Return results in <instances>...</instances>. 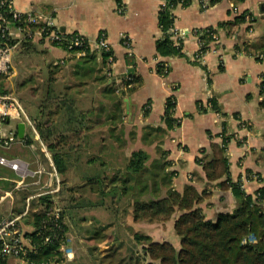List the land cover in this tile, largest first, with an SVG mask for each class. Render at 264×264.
<instances>
[{
  "label": "crops",
  "instance_id": "obj_1",
  "mask_svg": "<svg viewBox=\"0 0 264 264\" xmlns=\"http://www.w3.org/2000/svg\"><path fill=\"white\" fill-rule=\"evenodd\" d=\"M12 1L19 12L32 11L52 17L64 34L79 32L94 43L105 33L113 47L112 68L117 76L107 77L108 83L113 81L116 89V92L108 91L107 80H100L106 75V65L98 52H92L96 53V60L85 62L83 55L69 53L48 42L33 41L36 49L33 53L22 52V44L17 48L23 56L50 53L59 64L66 60L62 66L75 74L89 72L82 78L74 75L72 79L63 78L64 86L59 87V91L55 86L52 89L73 99L76 113H82L91 123L70 125L66 123V106L58 114L54 113V105L46 108L47 116L43 121L49 126L59 123V131L68 135L58 146L66 164L63 172L55 168L52 154L40 134H31V143L19 137L9 147L0 143V148L5 150L0 154L23 162L22 172L0 165V195L13 192L12 197L0 198V221L24 214L31 203L34 211L40 210L43 206L39 197L50 195L53 204L48 211L59 210L67 227L66 241L61 247L64 261L60 264H90L89 258L96 252L104 260L101 264H116L112 256L109 260V251L120 248L125 239H134L136 255L135 233L128 228L136 229L139 234L145 231L143 235L147 234L154 241H169L179 249L180 237L174 225L182 213L177 211L167 222H135L134 199L127 200L126 195L121 197L125 199L123 202H118L117 197L112 201L101 199L110 196L119 175L137 177L138 182L132 189L134 197H139L140 201L164 198L170 190L184 193L188 187H193L205 194L198 207L206 219L215 220L221 213H233L238 202L231 189L224 190L216 185L217 181L207 178L198 159L211 160L214 145L228 137L226 155L231 177L240 180L248 194L264 186V105H261L264 57L258 60L255 55L236 48L245 42L253 46L264 43V0H192L188 6H176L173 9L175 27L185 32V56H163L157 50V41L162 37L159 11L164 0ZM244 12L256 18L251 25L253 33L249 31L248 22L233 27L225 25ZM207 27L216 29L218 41L196 60L199 44L192 31ZM11 30L16 33L13 26ZM122 33L131 40V56L123 45ZM159 62L170 65L168 75L162 77L157 72ZM13 70V76H18L14 66ZM130 75L140 78V85L126 92L124 103L119 105L118 95L128 91L125 85ZM55 82L60 80L55 79ZM171 96L176 99L173 117L179 124L169 129L165 109ZM212 98L218 100L224 115L212 109L200 110V105L208 107ZM20 122L18 117L5 120L4 134L18 135ZM26 135H30L29 130ZM53 139L51 142H55ZM139 150L147 152L149 159L138 173L128 163L132 153ZM99 164L109 166L104 175ZM254 175H258L257 180ZM100 185L104 188H99ZM25 216L20 225L25 242L30 246L25 233L35 228ZM8 262L20 264L14 257Z\"/></svg>",
  "mask_w": 264,
  "mask_h": 264
},
{
  "label": "trees",
  "instance_id": "obj_2",
  "mask_svg": "<svg viewBox=\"0 0 264 264\" xmlns=\"http://www.w3.org/2000/svg\"><path fill=\"white\" fill-rule=\"evenodd\" d=\"M191 1L164 0V3L160 6L159 26L162 30V37L157 41V50L161 55L185 56V37L174 38V32L172 31L175 27L173 9L178 5L188 6L191 4ZM216 1L218 0H211V2ZM0 13L5 14L8 20L12 21V14L8 11V8L0 6ZM247 15L254 17L252 13L244 12L237 15L233 21H229L225 25L233 27L245 23L247 22ZM255 20L256 18L254 17L251 23H249L250 27ZM223 25L224 23L221 24V26ZM215 32L216 29L213 27L198 29V33L202 34L201 37L204 41L201 49L202 52L206 53L212 46H215L216 41L213 38ZM12 42L14 43V41ZM236 48L239 51L255 55L258 60H262L264 57V43L253 46L245 42ZM20 49L25 53H33L36 51L35 45L32 42L22 43ZM110 54L112 53L104 52L102 54L104 64H106ZM96 57V53L88 51L86 55L82 56V59L85 62H90L96 60ZM165 63L159 62L157 65V72L164 76L168 75L170 71L169 67V71L165 74L163 73ZM57 67L59 65L54 66V68ZM87 74L89 72L84 73V75ZM0 76L3 77L6 75ZM129 78L126 81V85L132 86L127 87L128 91L120 92L118 95L119 105L124 103L123 98L126 92L130 93L140 85V78L136 79L133 75H130ZM105 79H108L106 75L100 77V80ZM52 80L53 77L51 76L48 80L50 82L49 90L41 101L42 104L39 109L38 115L43 118H30L40 134L41 140L52 154L55 168L57 171L63 172L66 169V164L62 160L63 158L59 153L58 146L59 142L67 138L68 135L59 131V123L55 126H49L47 122L43 121L44 116H47L46 108L49 105H54L56 108L54 113L58 114L66 106V123L70 125L74 122L83 123V119H86V116H83L82 113H76L73 99L68 98L66 95L55 93L52 89L54 83ZM113 83V81L108 83L107 80L105 88L108 91L116 92V89L113 88ZM1 86L2 84H0ZM0 89L2 90V87ZM261 93L264 94V77L261 83ZM209 103L210 105L208 107L201 104L200 110L206 112L212 109L224 115L216 98H212ZM261 105H264V101H262ZM175 108L176 99L171 96L167 99L165 109V122L169 129L179 124V121L173 117ZM121 113V115H124L123 109H121ZM114 118L115 116H113ZM52 137L55 138L53 139L55 142H51ZM228 140V137H224L222 143L214 145V155L211 160L203 162L201 159H198V161L202 162L207 178L210 181H217L216 185L224 190H232L238 202L237 208L233 213H221L215 220H208L204 216L202 209L198 207V204L204 198L205 194L199 193L193 187H188L184 193L170 190L166 197L157 200L135 201L133 204L135 222H167L173 218L177 211L182 212L176 219L174 225L175 231L180 237V248H176L169 241H154L148 235L135 233V241L138 244V249L135 252L136 255L134 254L136 264H264V186L257 189L254 194H248L243 189L240 180L235 181L231 177V165L226 155V144ZM21 141L31 143V134L26 135ZM148 159L149 154L147 152L143 150L135 151L129 159L128 166L134 172L139 173L144 169ZM222 178L224 180L220 181ZM39 200L43 208L34 211L31 203L25 216L27 217V221H31L35 228L31 232L25 233L32 249H29V252L20 258L26 264H60L64 261L61 247L66 241L67 233L64 217L61 218L60 227H55L54 222L48 215V209L53 204L51 196L43 195L39 197ZM251 235L255 236L256 241L250 240ZM48 237L50 239L46 241ZM144 242H146L145 246H143ZM147 258L150 261L147 262ZM8 259L0 261V264H9Z\"/></svg>",
  "mask_w": 264,
  "mask_h": 264
},
{
  "label": "built area",
  "instance_id": "obj_3",
  "mask_svg": "<svg viewBox=\"0 0 264 264\" xmlns=\"http://www.w3.org/2000/svg\"><path fill=\"white\" fill-rule=\"evenodd\" d=\"M0 6L8 8V11L12 14L11 21L8 20L5 14L0 13V75L12 76L14 74L12 61L15 50L22 43L37 40L39 42H48L63 47L67 52L76 53L79 56L86 55L88 51L98 52L101 55L104 52L112 53L107 58L105 74L109 79L117 76L112 68L115 62L113 47L105 33H102L93 43L86 35L79 32L70 35L64 34L56 26L52 17H43L32 11L22 13L15 10L12 0H0ZM205 6L206 4H203V7ZM119 7V12L122 13L123 6L120 5ZM252 19H254V17L250 15L246 16V21L248 23H251ZM11 26L14 27L16 31L15 34L12 32ZM198 29L199 28L193 29L192 31L199 44V50L194 56L196 60H200L204 55L201 51L204 41L201 37L202 34L198 33ZM172 31L174 32V38L185 36V32L176 27H174ZM249 31L253 33V27H250ZM121 38L123 45L129 50L128 55L131 56L132 46L129 36L122 33ZM213 38L215 41H218L216 33L213 34ZM12 41H14V43ZM60 64H66V60H61ZM164 65L163 73L165 74L169 71L170 65L168 63H165ZM161 76L164 77V75ZM125 86L127 88L132 85ZM15 117H18L21 122H25L26 132L29 130V133L32 134V136H38L39 133L36 126L27 111L24 109L20 99L12 92H0V143L4 147H9V145L17 139V134L11 133L10 135H5L3 132L4 121L8 118ZM0 165L10 167L17 172L23 171V162L21 160L2 154H0ZM254 179L257 180L258 175H254ZM12 194L13 192L10 191L6 196L0 195V198L3 199L7 196L12 197ZM26 214L27 211L22 215L7 217L0 221V261L10 257L20 258L21 256H25L29 252V249H32L31 245L29 246L26 244L24 233L20 225L22 216ZM48 215L54 222V226L60 227L62 218L60 211L50 209ZM49 239V237L46 238V241ZM250 240L256 241L255 236L251 235Z\"/></svg>",
  "mask_w": 264,
  "mask_h": 264
},
{
  "label": "rangeland",
  "instance_id": "obj_4",
  "mask_svg": "<svg viewBox=\"0 0 264 264\" xmlns=\"http://www.w3.org/2000/svg\"><path fill=\"white\" fill-rule=\"evenodd\" d=\"M13 66L18 71V76H0V84H2V90L0 89L1 93L5 92H13L21 101L24 109L27 111V113L30 115V117L36 118L35 116H38L39 109L42 104V100L45 97L47 91L49 90V83L48 80L52 76L54 84L52 86H55L58 91L59 87L64 86L63 83H61V79L66 78L72 79L73 75L78 77L86 76L83 74V72L79 71L78 74H75L71 72L70 69H67L66 67H63L61 64L57 62V60L51 55L50 53H34L32 55L23 56L20 55L19 49H16L14 52V57L12 61ZM56 65H59V67H56ZM53 66V68H52ZM50 69H52L50 71ZM70 70V71H69ZM54 77H57L55 79H59L60 82L56 83ZM0 87V88H1ZM95 118H98L96 116ZM99 118H102V116H99ZM95 120V119H92ZM91 120L83 119V124L88 125ZM94 123V122H93ZM96 123V122H95ZM104 135H107L108 133H102ZM4 149L0 148V153H4ZM103 172V175L108 171L109 166L105 165H98ZM116 174H119L117 172ZM113 177H111L112 180ZM110 180V181H111ZM138 179L136 176H130L127 174H121L118 176V180L115 181V188L112 189V192L110 193V196L107 197H101L113 200L114 197H117L118 202L125 201L124 198H121L126 195V199H134V201H140L139 197H134V190L132 189L134 183H137ZM99 188L103 189L104 187L102 185L99 186ZM124 194V195H123ZM116 195V196H115ZM123 200V201H122ZM127 207V205H125ZM136 229L128 228V231H133V233H137L135 231ZM97 231V230H96ZM139 232V231H138ZM145 231L140 232V234H144ZM147 235V234H146ZM126 241L122 242L120 248H112L110 249L109 253V260L115 259L116 264H136V258H134V239H125ZM146 245V242L143 243V246ZM95 253V252H94ZM100 253L96 252L94 254V257L89 258L90 264H101L104 262L103 258H100ZM18 261H20V264H23L24 261L21 258H16ZM150 261L149 258H147V262ZM15 263V262H14ZM11 263V264H14ZM18 264V263H17ZM26 264V263H25Z\"/></svg>",
  "mask_w": 264,
  "mask_h": 264
},
{
  "label": "water",
  "instance_id": "obj_5",
  "mask_svg": "<svg viewBox=\"0 0 264 264\" xmlns=\"http://www.w3.org/2000/svg\"><path fill=\"white\" fill-rule=\"evenodd\" d=\"M25 136H26V124L25 122L22 121L18 125V137L19 139H24Z\"/></svg>",
  "mask_w": 264,
  "mask_h": 264
}]
</instances>
